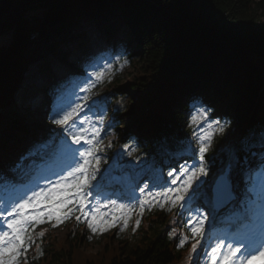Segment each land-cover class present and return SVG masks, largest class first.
I'll return each mask as SVG.
<instances>
[{"label":"trees","instance_id":"16d2710c","mask_svg":"<svg viewBox=\"0 0 264 264\" xmlns=\"http://www.w3.org/2000/svg\"><path fill=\"white\" fill-rule=\"evenodd\" d=\"M77 7L81 12L75 14ZM261 9L264 0H0V36H7L6 45H0V103L11 106L25 64L31 62L26 52L42 48L22 28L52 23L39 40L55 49L59 43H75L85 35V31L83 36L82 31L76 32L81 26L77 18L85 13L106 27L113 24L106 28L109 36L117 25L131 26L132 40L143 55L130 73L133 77L122 84V89L137 95L124 117H138L142 133L151 134L169 122L178 126L186 98L198 92L212 102L222 97L221 110L235 119L233 132L245 125L248 111L256 108L262 85ZM150 100L157 101L155 111L137 113ZM258 109L255 119L261 115ZM4 118L0 114V121ZM11 119V130H0V164L5 162L3 153L12 150L17 132L28 128ZM145 230L134 243L113 241L115 234L110 233L94 252L83 249L88 247L82 241L85 238L77 236L64 250L51 252L45 264H174L185 254L159 230Z\"/></svg>","mask_w":264,"mask_h":264},{"label":"snow or ice","instance_id":"6c2138e0","mask_svg":"<svg viewBox=\"0 0 264 264\" xmlns=\"http://www.w3.org/2000/svg\"><path fill=\"white\" fill-rule=\"evenodd\" d=\"M103 76V73H97L95 81L89 85V88L95 87V83L101 81ZM81 99L87 100V97ZM97 103L99 102L93 101V104L89 106L74 100L54 110L51 120L55 125L63 128L57 152L66 167L56 173L58 179L53 181L45 177L48 179L46 186L42 187L37 184L35 187L27 188L22 194L13 192L0 206V264H19L20 258L35 243L33 233L38 225L55 221L52 226L56 227L65 220L71 219L77 212L80 213L75 216L77 222H81L82 219L86 220L87 227L93 233L102 234L109 228L116 227L121 221V230L128 227V222L134 213L133 207L118 203L116 199L110 197H106L107 202L104 204L97 200L95 207H89L91 199L102 195L100 189L110 178L111 173V166L105 170V173L100 172L101 158L97 155L100 143L99 130L89 136L84 128V123L88 119L87 114L83 118L80 117L85 107L91 111ZM206 118L207 112L200 107L197 109V114L192 117V124L195 125ZM216 123L219 124V121ZM208 127L211 128L212 124ZM219 131L223 132L224 126H220ZM212 139L211 131L198 136L201 162L204 160V154L208 151ZM119 155L117 154V159ZM188 171L187 167L181 166L182 173ZM98 175L99 179H97ZM204 175H207V172L203 165L198 167L194 165L191 174L182 184L176 188L167 187L155 196H161L164 203L171 200L172 207H176L178 203L185 201L194 180ZM93 181L96 183L93 184ZM172 183L175 184L176 181L173 180ZM145 188H140V191L144 192ZM199 188L200 185L197 186L196 192L188 197L189 202L195 198ZM250 191L258 197V200L252 201L251 206L238 215L237 234L234 238L227 243L225 239H218L214 244L209 245L210 251L207 255L210 258V264H264V184L259 191L255 186ZM216 194L218 198L231 196L227 185L223 190L218 187ZM148 196L151 199L140 202L141 216L145 205L151 208L153 203H158L151 192ZM127 198L139 200L134 190L127 194ZM109 206H111V212L102 210L108 209ZM160 207L163 208L164 204L161 203ZM140 223V219L135 221L137 228ZM190 230L191 238L195 239V243L191 245V252L196 253L197 247L204 238V221L192 222ZM44 235V232L39 233L40 237ZM189 239L188 236L183 237L178 247L183 248Z\"/></svg>","mask_w":264,"mask_h":264},{"label":"rangeland","instance_id":"374dc122","mask_svg":"<svg viewBox=\"0 0 264 264\" xmlns=\"http://www.w3.org/2000/svg\"><path fill=\"white\" fill-rule=\"evenodd\" d=\"M264 9L260 10V13L263 14ZM87 16V15H86ZM97 27L95 26L93 29H91L89 27V24L87 25V27H85V30L87 31L86 36L89 37L90 40H95L96 37L98 36H103V34L100 31H97ZM122 38L126 39L128 36L125 35H121ZM87 39V38H86ZM102 42V44L105 42L104 39L100 40ZM115 41V40H114ZM7 43V36L3 35L0 36V45H6ZM42 43V48L41 50L38 51H33L32 49L29 50V52H26V55H31V62H27V64H25V72L23 71L22 76L19 78L18 80V87L20 85L21 88L17 90V92H15V99H13V103L11 104V106L8 107V110H5L6 114H9L11 117L17 118L20 121H22L24 124H26L29 128H31L35 133L37 132H41L42 129L45 128L46 124H44V105L42 104L43 107L39 109H36V107L34 106V104L39 101V102H43L42 97L39 95V93H33L36 92V90L34 91V89L32 90V86H31V80L29 79V76L31 75L32 72L36 71V70H44L46 68H49V64L53 65L55 62L60 63L61 65L64 63L63 59L66 60V58L61 57V55L64 54H57L53 49H51L49 47V43L46 42H41ZM70 46V44L68 43H64L62 45V47L64 48L63 50H68V47ZM78 49H72L71 51L73 53H71L72 55H68V60L67 63H70L73 60V55H75L76 53H78L79 51H77ZM77 51V52H76ZM136 59H139V56L141 58V55H143V53L140 50H137L135 53ZM24 68V66H23ZM65 68V67H64ZM133 68V67H132ZM131 68V72H135V70H133ZM51 73H53L51 71ZM45 73H42L39 76L40 80H46L47 77L45 76ZM133 77V76H132ZM129 75V79L132 78ZM19 91V92H18ZM135 92H132L131 98L134 96ZM32 96H36L35 100H32ZM39 104V103H38ZM7 121L8 119H6L5 121L1 122L0 121V129L2 131H10V126L7 125ZM45 130V129H44ZM43 130V131H44ZM95 241H91L90 243H88V247L87 248H83L87 251H99L101 249V245H104V240H102V243L99 245L98 241L96 243H94ZM99 249V250H98Z\"/></svg>","mask_w":264,"mask_h":264},{"label":"bare ground","instance_id":"6f19581e","mask_svg":"<svg viewBox=\"0 0 264 264\" xmlns=\"http://www.w3.org/2000/svg\"><path fill=\"white\" fill-rule=\"evenodd\" d=\"M55 64V67L56 68H59V71L58 72H61V70L64 68L60 63H54ZM54 71H57V69H54ZM40 74H41V71L40 70H36V71H34V72H32L31 73V75L29 76V79L31 80V86L33 87L32 88V90L34 89V90H36L37 89V87H39L40 86V84L41 83H43V81H41L40 79H39V76H40ZM35 98H36V96H32V100H35ZM37 103H39V105H38V109L39 108H41L42 106V103L41 102H39V101H37L36 102V104ZM37 107V106H36ZM0 134H3L2 132L0 133ZM0 160H2V159H0ZM27 187H29V186H27Z\"/></svg>","mask_w":264,"mask_h":264},{"label":"water","instance_id":"95a60500","mask_svg":"<svg viewBox=\"0 0 264 264\" xmlns=\"http://www.w3.org/2000/svg\"><path fill=\"white\" fill-rule=\"evenodd\" d=\"M37 51V50H36Z\"/></svg>","mask_w":264,"mask_h":264}]
</instances>
